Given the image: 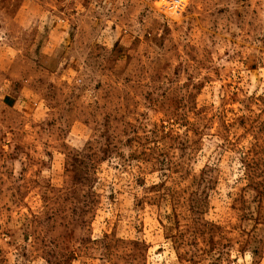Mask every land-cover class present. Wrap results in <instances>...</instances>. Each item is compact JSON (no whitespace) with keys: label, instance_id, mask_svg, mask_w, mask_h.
I'll use <instances>...</instances> for the list:
<instances>
[{"label":"rangeland","instance_id":"1","mask_svg":"<svg viewBox=\"0 0 264 264\" xmlns=\"http://www.w3.org/2000/svg\"><path fill=\"white\" fill-rule=\"evenodd\" d=\"M0 0V264H264V0Z\"/></svg>","mask_w":264,"mask_h":264},{"label":"built area","instance_id":"2","mask_svg":"<svg viewBox=\"0 0 264 264\" xmlns=\"http://www.w3.org/2000/svg\"><path fill=\"white\" fill-rule=\"evenodd\" d=\"M162 6L175 14H182L185 10L186 4L183 0H160Z\"/></svg>","mask_w":264,"mask_h":264}]
</instances>
